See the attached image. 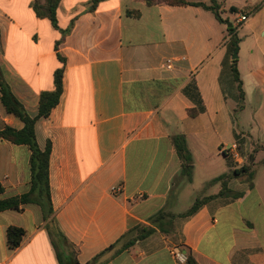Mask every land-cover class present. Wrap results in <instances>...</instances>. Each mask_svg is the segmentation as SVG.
<instances>
[{"label": "crops", "instance_id": "obj_1", "mask_svg": "<svg viewBox=\"0 0 264 264\" xmlns=\"http://www.w3.org/2000/svg\"><path fill=\"white\" fill-rule=\"evenodd\" d=\"M36 1L44 2L0 0V69L35 117L40 94L54 90L55 72L64 68L60 103L36 123V135L41 149L51 143L53 217L79 263L190 264L191 254L197 264H264V0L245 13L231 6L236 49L229 31V38L223 30L210 33L204 12L210 10L200 6L100 0L92 10L94 0H61L57 29L37 17ZM218 4L221 15L224 2ZM257 14L261 21L250 24L253 49L242 71L238 28ZM241 15L248 18L238 24ZM168 59L177 60L171 70ZM235 59L243 99L232 71ZM200 101L204 112L191 117ZM247 103L250 116L241 122L236 112ZM7 127L20 130L24 123L7 112L0 92V132ZM179 134L193 156L192 182L181 176L172 143ZM234 145L239 163L223 152ZM251 154L252 181L241 175L228 184L239 197L212 198L194 215L166 222L167 233L155 227L117 253L122 236L150 224L158 211L183 213L198 197L219 194L221 184L208 183L248 164ZM30 159L27 146L0 137V200L30 190ZM118 186L122 192L113 193ZM188 187L193 201L184 207ZM11 226L26 232L16 249L8 246ZM174 247L186 254L185 262L172 255ZM0 264H59L38 205L0 213Z\"/></svg>", "mask_w": 264, "mask_h": 264}, {"label": "trees", "instance_id": "obj_2", "mask_svg": "<svg viewBox=\"0 0 264 264\" xmlns=\"http://www.w3.org/2000/svg\"><path fill=\"white\" fill-rule=\"evenodd\" d=\"M61 0H44L43 3L36 1L33 4V9L40 18H48L51 20L53 26L59 29L57 20V10ZM142 1L148 6L153 5H170V6H200L207 10L212 11L218 20L223 21L220 15V5L216 0H211V4L207 5L201 2H190L187 0H137ZM100 0H94L92 3V10H94ZM128 14L134 16H140L138 12L128 11ZM228 31L232 36H236V28L231 25L228 27ZM70 32V28L62 31L63 36ZM234 47L236 49L237 38L234 40ZM62 62L63 58L59 57ZM233 75L237 83V87L240 93V97L243 99V81L241 79L238 67L237 59L233 61L232 66ZM63 75L64 68H59L55 72L54 85L55 88L52 91H44L40 94L38 114L32 117L21 101L16 97L12 91L10 85L4 80L0 69V92L1 100L9 114L15 115L20 118L24 123V127L20 130L7 127L0 132V137L12 142L15 145H25L31 151L30 168H31V184L30 190L21 196H14L7 199L0 200V213L6 210H20L22 205L36 204L43 212V219L47 222V228L52 238L53 246L56 250L57 259L59 264H80L77 259L78 251L73 244L69 242L67 237L59 228L53 215L54 208L51 198V188L49 182V163L51 155V143L48 142L46 148L43 150L40 148L37 135H36V123L42 118H48L54 108L60 103V99L63 93ZM185 91V90H184ZM187 92V90L185 91ZM205 107L203 102L200 101L199 106L189 110L191 117H196L200 113L204 112ZM172 143L175 146L177 154L181 161V176L186 179L187 182H192L194 172V161L191 151L188 148L187 140L185 135L179 134L172 137ZM254 161V154L249 156V163L243 165L239 169H234L229 173L222 174L221 176L213 179L208 183L209 185L220 183L222 186L221 191L216 196H208L203 198H197L190 208L183 213H171L166 210H160L149 218L150 224H138L130 228L126 234L119 240L118 245L121 247L117 253H121L135 246L138 242L148 238L155 233L156 228L162 232L167 233L165 224L168 221H172L176 218H185L194 215L208 200L215 197L231 196L237 198L240 194H232L229 189V182L232 178L247 175L248 180L251 182L253 179V173H251L252 163ZM3 189L0 185V193ZM156 227V228H155ZM25 230L20 227L11 226L7 230L8 246L11 249H16L20 246L22 239L25 235ZM112 246L110 249H113ZM188 262L190 264H197L191 254L188 256Z\"/></svg>", "mask_w": 264, "mask_h": 264}, {"label": "rangeland", "instance_id": "obj_3", "mask_svg": "<svg viewBox=\"0 0 264 264\" xmlns=\"http://www.w3.org/2000/svg\"><path fill=\"white\" fill-rule=\"evenodd\" d=\"M193 1H207L210 2L211 0H193ZM217 3L218 2H224L222 9H224L225 11H221V16L223 21L218 20V18L216 17V15L210 11L205 12V14H207L206 16H208L210 18L209 21H206L207 24H209L211 26L210 29V33H221V31L223 30L225 33V36L227 38H229V32H228V27H229V23H233L236 26V23L232 17V12L230 11L231 6L235 5L239 11L242 13L245 11H249L250 7L248 6L249 4H255L257 3L259 0H216ZM261 15L257 14L254 18L250 17L247 20V23L242 24V26H240L238 28L239 31V35L238 37L242 40L240 42V48H239V56L238 59H242V63L243 66H241L242 71L246 70L245 63L248 61L249 57H250V52L252 51V43H251V38L248 37V33L250 32V24H255V23H260L261 21ZM249 22V25H248ZM237 118L238 120H240L241 122H244L245 120H248L249 116H250V109L248 107V103L246 104V110L242 111V110H238L236 112ZM189 193L187 192L186 194H184V198L182 200V206L184 207H189V203L190 199H191V187H188Z\"/></svg>", "mask_w": 264, "mask_h": 264}, {"label": "built area", "instance_id": "obj_4", "mask_svg": "<svg viewBox=\"0 0 264 264\" xmlns=\"http://www.w3.org/2000/svg\"><path fill=\"white\" fill-rule=\"evenodd\" d=\"M247 18L248 17L246 15H241L240 17H238L237 23L241 24V23L245 22L247 20ZM184 59L185 58H182L180 60H184ZM176 61H177L176 59H168L166 62V67L170 70L173 69ZM237 147H238L237 145H234L232 148L224 149L223 152L226 154L230 153L232 158L237 163H239L241 160V156H240V153L238 152ZM112 191L115 194H120L122 192V187L121 186L114 187V188H112ZM170 251H171L172 255L177 259L178 262H185L186 261V258H187L186 254L183 253L179 248L174 247Z\"/></svg>", "mask_w": 264, "mask_h": 264}, {"label": "water", "instance_id": "obj_5", "mask_svg": "<svg viewBox=\"0 0 264 264\" xmlns=\"http://www.w3.org/2000/svg\"><path fill=\"white\" fill-rule=\"evenodd\" d=\"M231 23H229V27H231ZM234 58H237V51H235V55H234Z\"/></svg>", "mask_w": 264, "mask_h": 264}]
</instances>
